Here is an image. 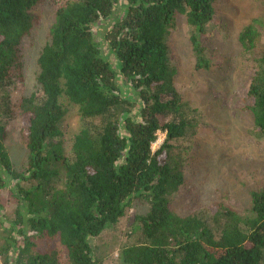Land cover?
Instances as JSON below:
<instances>
[{
	"label": "trees",
	"instance_id": "trees-1",
	"mask_svg": "<svg viewBox=\"0 0 264 264\" xmlns=\"http://www.w3.org/2000/svg\"><path fill=\"white\" fill-rule=\"evenodd\" d=\"M42 1L0 0V189L8 188L18 202L12 230L22 237H11L17 249L11 264H58L50 255L29 253L32 237L57 238L67 264H101L91 239L115 226L134 202L147 212L136 217L140 239L120 251L121 264H261L264 183L250 193L248 215L213 205L207 219L182 217L168 203L182 184L171 142L186 135L191 121L172 84L166 36L183 15L194 68L207 70L203 42L216 0H125L123 17L100 37L93 26L110 18L117 0H53L54 21L37 59V91L13 104L9 87L21 80L19 46ZM255 35L251 25L240 31L244 49L253 47ZM247 94L254 130L264 139V67ZM62 97L84 122L68 155L50 144L59 135ZM14 106L28 151L23 172L12 167L4 145ZM159 132L163 142L152 151Z\"/></svg>",
	"mask_w": 264,
	"mask_h": 264
},
{
	"label": "rangeland",
	"instance_id": "rangeland-1",
	"mask_svg": "<svg viewBox=\"0 0 264 264\" xmlns=\"http://www.w3.org/2000/svg\"><path fill=\"white\" fill-rule=\"evenodd\" d=\"M125 0H117L110 18L93 26L98 37L123 17ZM57 4L44 0L33 10L34 25L30 35L21 41L18 50L21 80L9 87L11 102L37 91V59L48 41ZM215 17L207 27L209 36L203 42L207 70H196L189 42L191 30L183 15H177L174 27L166 36L168 64L172 84L182 97L191 121L183 138L172 141V161L182 174V184L169 196L171 212L182 217L207 219L211 207H231L241 215L250 211V193L264 183V139L256 134L247 111L252 99L248 88L254 73L264 67V4L261 0H216ZM251 25L255 40L251 49L239 42L240 31ZM107 47L103 44L105 56ZM63 117L59 135L50 144H59L63 154H70L75 135L81 130L77 108L66 98L60 99ZM13 119L6 125L5 150L12 167L18 172L27 168L28 151L23 124L14 106ZM164 133H158L151 149L161 145ZM23 188L29 187L25 182ZM18 202L8 188L0 189V264L7 257L16 258L12 238L22 239L12 223ZM147 212L144 204L132 203L118 223L91 239L93 256L101 264H121L120 251L140 239L136 217ZM29 253L50 255L58 264H67L61 255L64 249L57 238L32 237ZM11 264V261H10ZM264 264V261L261 263Z\"/></svg>",
	"mask_w": 264,
	"mask_h": 264
}]
</instances>
